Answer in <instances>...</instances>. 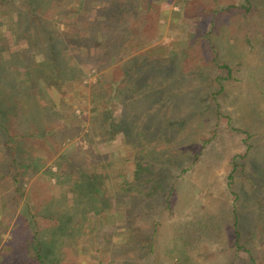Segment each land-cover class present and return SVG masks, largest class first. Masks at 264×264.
Listing matches in <instances>:
<instances>
[{
    "label": "rangeland",
    "instance_id": "obj_1",
    "mask_svg": "<svg viewBox=\"0 0 264 264\" xmlns=\"http://www.w3.org/2000/svg\"><path fill=\"white\" fill-rule=\"evenodd\" d=\"M57 1L62 2H50ZM115 1L129 5L128 0ZM16 3L12 10L0 7V45L7 43L11 50L27 41L18 40L19 35H34L26 25L28 13L23 1ZM82 3L73 0L71 5L81 10ZM100 5L93 2L94 8L89 6L85 17L94 15ZM45 10L48 17L56 13L55 9ZM156 14L163 25L162 35L145 45L142 53H166V65L171 67L164 74L169 100L159 110L164 131L155 146L164 150L156 157L152 154L150 172H145L148 176L142 200L137 203L139 210L128 224L127 232L133 239L130 247L121 226L129 213L130 196L121 198L114 191L123 178L131 179L134 171L125 157L128 148L121 130L130 79L121 81L120 71L109 70L104 74L108 83L100 88L92 85L100 73L85 62L84 48L71 46L76 36L78 44L89 41V31L76 12L56 17L61 59L67 60L75 51L82 53L75 57L81 67L77 82L71 78L64 81L62 95L56 98L59 102L46 95L43 87L28 92L22 84V94H13L10 82L14 85L15 81L6 76L15 66L1 63L9 52L0 51V114L11 129L23 163V183L0 184V264H172L170 252L177 247L174 239L183 226L209 222L219 227L221 236L215 232L210 239L203 234L188 253L193 262L228 264L237 257L238 264H264V0H159ZM141 27H136L138 32ZM144 27L155 30L153 23ZM258 30L262 32L257 34ZM213 44L217 46L215 54L210 47ZM38 49V45L33 46L31 53L40 61L43 51ZM134 49L140 51L138 45ZM226 61L230 74L224 67ZM17 75L23 79L24 70ZM114 81L119 86L111 91ZM220 83L224 88L217 94ZM175 95L181 112L192 114L195 125L189 134L191 145L177 152L175 139L186 138V133L181 132L185 122L174 107ZM48 101L51 106L45 113ZM108 122L111 132L98 137L97 132ZM4 136L0 130V139ZM247 137L254 148L244 156ZM198 151L200 159L194 161ZM164 157L171 158L162 160ZM236 159L244 161L246 175L233 183V193L228 166ZM80 170L99 174L103 180L101 187L105 189L97 194L100 211L75 208L74 180ZM255 186L261 187L256 190ZM171 187L173 196L166 203L164 195ZM18 188L21 193L16 198ZM257 198H261V205ZM235 206L240 207L242 242L247 248L237 251V256L232 250ZM57 226L63 229L57 230ZM153 233L155 251L147 256L144 239Z\"/></svg>",
    "mask_w": 264,
    "mask_h": 264
},
{
    "label": "trees",
    "instance_id": "obj_2",
    "mask_svg": "<svg viewBox=\"0 0 264 264\" xmlns=\"http://www.w3.org/2000/svg\"><path fill=\"white\" fill-rule=\"evenodd\" d=\"M16 1L17 0H0V7L4 5L5 10H12L17 4ZM22 1L24 7L26 8V12L28 13V23H26V25L29 24L31 26L34 35H19V37H17L18 40L26 38L27 41H25V44L22 47H19L16 50H11L7 43L0 45V51L7 50L9 52V56L5 58V60H1V63H9L15 66V68L11 71L10 76H6L9 80L15 81L14 85L10 82L13 94L20 96L23 92V84L26 88H28V92H31V89L34 87H39L40 89L43 87L46 95L58 99V97L62 95L64 81L68 78L75 81L77 80V74H80L79 72H81V67L79 64L80 61H78V59L75 60V57L80 58L82 53L75 51L73 56L67 60L63 61L61 59L59 53L60 44L57 39V37H60V34L59 28L56 25V17L61 19L75 12L82 20L84 25L83 27L87 28L89 31V41L84 45L80 43L78 44L79 36H76L75 38L77 39L75 41L74 39L72 40L71 46H73L75 50L84 48L87 52L85 58L88 59V61L85 62L91 63L92 69L100 73L97 82L92 85L100 88L104 85V83H108L106 82L104 74L109 70L120 71L121 81L124 79H130L131 91L128 92V97L125 101L126 105L124 108V114H122L123 118L121 120V130L124 134L126 147L128 148V152L125 157L126 160L132 162L134 171H132L130 175L131 179L123 178L121 175L123 182L116 187V190H114L116 191L115 194L121 198L130 196L128 203L129 213L121 224L124 229L123 235L126 239H128L127 246L130 247L133 239L127 232L129 229L128 224L133 218V215L139 210L137 205L142 200L145 178L150 172V158L152 154L156 157L158 153L160 154L164 150V147L155 146L158 145L159 136L164 131V127L161 126L160 123L161 112L159 110L160 107L169 100L167 94L169 84L166 81L167 76L164 74L166 71H170L171 67L166 65V53L163 55L159 52L148 54L147 51H144V53H142V50H145L143 49L145 45H151L155 36L161 37L162 35L161 30L163 25H161L158 21V14H156V3L159 0H145L146 5L143 4L144 0H128L130 6L127 5V7H125L123 3L115 0H82L83 3L81 10H76L73 5H71L73 0H61L62 2L57 1L56 3H51V0ZM95 1L100 2L101 5L97 7L94 15L86 18L85 14L90 11V7L91 9L94 8L91 5ZM48 8L55 9L56 13L54 12V15L50 17L46 16L42 10L46 9L45 11H47ZM150 12H152L153 15H149ZM215 22L216 21L213 20L212 23ZM151 23L155 25V30H153V28L150 29V27L145 29L144 25ZM139 24L140 26L142 25L140 32H138L136 28ZM154 31L155 34H153ZM260 32L262 31L258 30L257 34ZM65 38H67V36ZM246 38H248V36H246ZM1 40L5 41V38L2 37ZM209 41L211 43L210 39ZM41 44H43V47H41ZM37 45L40 51H43V59L40 61L37 60L36 53H31L32 47H37ZM63 45L64 43H61V47ZM136 45H138V50L140 51H137V49L134 51V47ZM210 47L215 54L214 50L217 49V46L213 44ZM172 59V61H174L175 58ZM62 61L65 62V64ZM226 63L227 61L224 63V67L225 69H228L230 74L231 68L229 63ZM21 70H24L23 79H19L17 75L22 72ZM220 79L221 77H218L219 82H221ZM117 83L118 81H114L112 85L109 86L111 91L118 88L119 85ZM220 84L221 87L219 91H217V94L222 93L224 88L223 84ZM57 99L56 101L59 102ZM121 100L124 101V99ZM215 100L217 101L218 99L215 98ZM173 102L176 103L174 104V107L176 112L178 111V117L180 116V118H182L185 122V129L181 132L186 133V138L183 137L175 139L176 146H174V151L177 152V150L180 151V148L191 145L190 139L192 138L189 139V134L195 128L192 127V124L194 125V121L192 120L193 115L181 112L177 96L174 97ZM47 103L48 106L44 105L43 107L45 113L49 110L47 107L50 108L51 106L49 101ZM1 112L2 111L0 109V113ZM42 113H44V111H42ZM102 118L106 120L105 116ZM111 126L112 124L108 122L103 130L97 132L98 137H107L111 132L109 131ZM0 130L5 135L0 139V184L12 182L13 184H17L19 186V184L23 183L20 179V176L22 175L20 170L23 163L19 159L16 147L13 144L11 129L4 124L3 116L1 114ZM248 137L244 140L247 144L244 156H249V153H252L254 148V144L251 142L249 143ZM180 142L183 143V145L179 146ZM168 148H170V146ZM171 153L174 157L173 150ZM200 156L201 151H198L194 155V161H198ZM244 156H238V158L243 160ZM167 158L169 159L171 157ZM167 158L164 157L162 160H167ZM230 167L231 171L228 178L230 180V184H232V186H230L232 188V192L235 193L236 186H234L233 183H236L237 179H240L241 176L246 175L245 164L244 161L239 162L236 159L230 163ZM78 172L80 173L79 177H75L74 180V187L76 188V195H74L75 208L81 210L83 209L84 211L86 210V212L94 209L100 211L98 207L102 206V203L98 199L97 194L105 189V187H101L103 180L99 179L100 175L94 172L86 173L81 170ZM66 175L69 176V178L71 177V174L66 173ZM261 186H255V189H260ZM172 190L173 189L171 187L169 192L164 195L166 203H168L171 200L170 198L173 196ZM15 193V197L18 198L17 196L21 193L19 188L15 189ZM257 199L260 201L258 204L261 205V198ZM232 212V233L234 239L232 246L235 248V252H237L247 248H245V244L242 242L243 234L241 231L242 220L240 217V207L235 206ZM33 218L34 223L35 221L37 223V220H35L37 219V215H34ZM211 218L213 217L211 216ZM58 220L60 219H57V222ZM79 227L80 231L84 232V230L81 229V222L79 223ZM58 228L63 229V226H57V230ZM215 232H219L218 234L221 236L219 227L211 222L206 223L204 226L196 223L183 226V230L177 233L174 239L176 243H178L177 247H173V251L171 250L170 252L172 264H196L193 262V259L188 256V253L190 254L193 252L203 234L207 235L210 239H213V237H215ZM113 233L115 235L118 234L117 230L115 232L113 231ZM144 245L147 247V256L155 251L156 238L154 233L146 236L144 239ZM127 249L128 248H126V250ZM236 258L237 257L231 259V262H235Z\"/></svg>",
    "mask_w": 264,
    "mask_h": 264
},
{
    "label": "crops",
    "instance_id": "obj_3",
    "mask_svg": "<svg viewBox=\"0 0 264 264\" xmlns=\"http://www.w3.org/2000/svg\"><path fill=\"white\" fill-rule=\"evenodd\" d=\"M228 169L231 171V167H230V165L228 166ZM230 171H229V174H230ZM232 250H233V255L234 256H237L238 255V253L237 252H235V248L234 247H232ZM241 251V250H240ZM228 264H238V263H236V261L235 262H231V260H230V262H228ZM243 264V263H242ZM250 264V263H249Z\"/></svg>",
    "mask_w": 264,
    "mask_h": 264
}]
</instances>
